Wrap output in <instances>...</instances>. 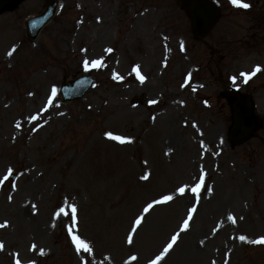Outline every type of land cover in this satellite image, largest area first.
<instances>
[{"label": "rangeland", "instance_id": "1", "mask_svg": "<svg viewBox=\"0 0 264 264\" xmlns=\"http://www.w3.org/2000/svg\"><path fill=\"white\" fill-rule=\"evenodd\" d=\"M47 1L23 0L0 15V180L9 168L14 176L0 184V224L8 222L0 264H149L177 233L159 264H264V244L251 242L264 237V0H246L248 9L216 0L220 19L202 38L175 0H60L31 41L25 21ZM96 59L104 66L85 71L83 61ZM81 74L93 85L63 101L62 83ZM231 83L253 96L263 120L236 146L220 95ZM53 86L54 105L33 125ZM164 195L173 200L143 212ZM60 208L68 214L57 217ZM72 235L93 252L77 253Z\"/></svg>", "mask_w": 264, "mask_h": 264}, {"label": "snow or ice", "instance_id": "2", "mask_svg": "<svg viewBox=\"0 0 264 264\" xmlns=\"http://www.w3.org/2000/svg\"><path fill=\"white\" fill-rule=\"evenodd\" d=\"M231 3L234 6H236V7L244 8V9H248L251 6L249 3L246 2V0H231ZM181 47L183 48V45H181ZM15 51H16V49H15V47H13L12 51L8 52V55L11 56L13 54V52H15ZM107 51L108 52H112L113 49L109 48V49H107ZM103 66H104V64H103L101 59H96V60H93V61H89V60H84L83 61V67H84L85 71H89L90 68H100V67H103ZM261 70L262 69H261L260 66H256L255 70L248 76V78L250 79L251 76H255L257 73L261 72ZM133 71L139 77L140 82L143 83L145 81L146 77L140 74V66L136 65L133 68ZM241 75H247V74H241ZM113 79L123 80V77L114 74L113 75ZM235 79L236 78L233 77V81H235ZM58 91L59 90L55 86H53L51 88V95L49 96V98L47 100V106L45 107L44 111H47L48 108H51L54 105V101H55V98L57 97ZM29 95H32V93H29ZM31 119L35 121V120L38 119V117L37 116H32ZM16 127L19 128L20 124L17 123ZM106 135L110 139L120 141V143H122V144L126 143V142H129V143L131 142L130 140H126L124 137L114 136L112 133H106ZM11 175H13V170L11 168H9L7 170V175H5L3 177V180H0V184H2L4 181H7ZM141 179H145L146 180V179H148V176L147 175L142 176ZM203 185H204V177L201 176V177H199V182L195 183L194 187L191 188V192L194 193V194H199V192H200V190H201ZM185 190H186L185 187H180L178 189V192L180 194H184ZM208 191H211V189H208ZM9 199L11 200V197H9ZM172 200H173V196L164 195L161 200H157V201H154L153 203H149L143 209V212L147 213L150 209H152L154 207V204H161V203L169 202V201H172ZM69 207L71 209L72 219L75 220L76 213H77V207L75 205H70ZM33 208H35V205H33ZM191 211L195 212L196 209H192ZM61 213H63L64 215L68 214V213L65 212L64 208H60L59 211L56 212V216L59 217L61 215ZM142 219H143L142 216L137 218L135 220V225H137V226L140 225ZM191 219H192V216H191V214H189L188 219H185L183 221V227L181 228V231H186L189 228V221ZM7 226H8V222L7 221H5V223H3V224H0V228H4V227H7ZM53 227H55V225H53ZM135 231H136V228L134 227L132 229V233H135ZM68 232H69V234H72L74 232V228L69 227L68 228ZM177 235H179V233H177ZM177 235H174V236L171 237L172 242L169 243L167 245V247H165L163 249V251L159 255H157L155 257V259L151 260L149 262V264H159V262L164 258L165 254H167L169 252V250L173 247V244L176 243ZM245 239H246V237H244V236L240 237V240H245ZM72 242L75 245V250H76L77 253L83 251L86 254H91L93 252V246L86 239L81 238V236H79V235H72ZM251 242L252 243H257V244H264V237H261L260 239L254 240V241H251ZM127 243L129 245H131L133 243V235L132 234H129V236L127 237ZM201 243H203V241H201ZM3 248H4V244L2 242H0V250H2ZM35 248H36V245L33 244L32 245V249H35ZM40 254L41 255L45 254L43 249H40ZM17 255H19V254H17ZM105 259H107V257ZM129 260L130 261H136L137 257L135 255H133V256H131L129 258ZM16 264H20V260L19 259L16 260ZM29 264H36V262L34 260L33 261H29ZM83 264H89V262L87 260H83ZM101 264H103V262H101ZM125 264H129V261H125Z\"/></svg>", "mask_w": 264, "mask_h": 264}, {"label": "water", "instance_id": "3", "mask_svg": "<svg viewBox=\"0 0 264 264\" xmlns=\"http://www.w3.org/2000/svg\"><path fill=\"white\" fill-rule=\"evenodd\" d=\"M17 1L19 0H0V12L12 6ZM179 1L180 3H183L185 0H179ZM191 1L192 4L189 10L192 14L195 31L199 34H203L209 29L211 23L215 21V19L217 18V11L212 7L211 3L205 0H191ZM55 5L56 2L50 4L45 14H43L41 17L31 20L28 23L29 36L31 37L36 36L41 26L45 23V21H47L51 17L52 13L54 12ZM86 88L87 85H84L75 91L65 90V96L66 98H75L81 96L85 92ZM249 106H250L249 101H246V103H244V105L241 108L242 112L238 116L235 126L231 132L233 137L232 138L233 143L243 139L245 136H247L250 133V129H246L243 125V117L250 112ZM259 127H260V123L257 120L255 122L254 129H257Z\"/></svg>", "mask_w": 264, "mask_h": 264}, {"label": "bare ground", "instance_id": "4", "mask_svg": "<svg viewBox=\"0 0 264 264\" xmlns=\"http://www.w3.org/2000/svg\"><path fill=\"white\" fill-rule=\"evenodd\" d=\"M7 42H11V38L7 39V40H6V43H7ZM0 46L3 47L4 45L1 44ZM0 49H1V48H0ZM6 50H7V49H6ZM132 65H133V67L135 66L134 64H132ZM49 109H50V108H49ZM49 111H50V110H47V111L41 110L39 113H37V114H35V115H31V116H37V117H38V119L35 120V123H33V125H37V124L40 122L41 116H45V117H46V115H47V113H48Z\"/></svg>", "mask_w": 264, "mask_h": 264}]
</instances>
